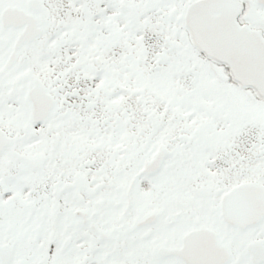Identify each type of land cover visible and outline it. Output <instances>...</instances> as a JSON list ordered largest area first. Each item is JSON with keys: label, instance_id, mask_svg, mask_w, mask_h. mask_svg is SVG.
Here are the masks:
<instances>
[{"label": "snow or ice", "instance_id": "6c2138e0", "mask_svg": "<svg viewBox=\"0 0 264 264\" xmlns=\"http://www.w3.org/2000/svg\"><path fill=\"white\" fill-rule=\"evenodd\" d=\"M0 264H264V0H0Z\"/></svg>", "mask_w": 264, "mask_h": 264}]
</instances>
